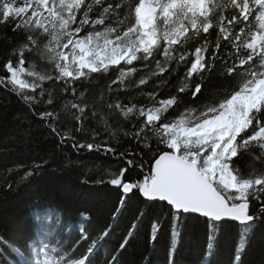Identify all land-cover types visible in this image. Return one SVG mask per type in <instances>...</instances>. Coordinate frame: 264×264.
I'll use <instances>...</instances> for the list:
<instances>
[{
  "label": "snow or ice",
  "instance_id": "snow-or-ice-1",
  "mask_svg": "<svg viewBox=\"0 0 264 264\" xmlns=\"http://www.w3.org/2000/svg\"><path fill=\"white\" fill-rule=\"evenodd\" d=\"M0 25L14 33L0 40V89L21 113L13 122L27 123L25 134L38 124L56 152L118 165L81 181L116 190L106 224L93 209L73 227L63 210L34 208L33 235L19 244L0 220L13 264H126L150 217L143 244L154 250L167 225L166 264L193 221L206 233L201 264L225 228L238 235L225 264H264V0H0ZM46 164H0V206ZM257 231L258 256L246 262ZM135 264L152 261L143 253Z\"/></svg>",
  "mask_w": 264,
  "mask_h": 264
},
{
  "label": "trees",
  "instance_id": "trees-1",
  "mask_svg": "<svg viewBox=\"0 0 264 264\" xmlns=\"http://www.w3.org/2000/svg\"><path fill=\"white\" fill-rule=\"evenodd\" d=\"M5 35L9 37L14 35L11 26L0 25V40ZM210 90L215 91V89ZM18 108L17 98L0 89V151L12 149L7 155H0V164L6 162L7 166L11 168L20 163L30 165L33 160L39 161L41 159H47L48 164L44 166L40 176L31 180L29 186H21L18 196L9 197V202L0 206V220H8L12 225L10 238L19 244H23L33 235L30 220L34 208L43 209L53 216L63 210L67 213L68 218L73 221V227L76 226L75 221L78 220L80 211L93 209V219L98 224H106L108 222L107 209L112 207L117 200L116 190L109 186L81 183V181L96 179L103 168L118 166L117 162L104 158L96 159L87 153L77 155L70 150L54 151L51 140H45V133L38 124H33L31 133L25 134L24 130L28 128V124L13 122L14 116L21 115ZM68 160L77 161L78 164L65 167ZM2 170L0 169V171ZM23 171L24 169H20L15 173V178L19 179ZM133 178L139 177L134 174ZM129 204L134 209L137 206V198L133 197ZM45 212H42L41 215H44ZM161 212L166 214L167 208L158 206L157 215ZM132 215L131 212L125 214L126 218L116 228V235L109 240L102 251V255H107L110 252L117 243L119 234L130 226ZM153 218L155 217H150L139 226L137 244L128 248L122 257L126 264H135L137 258L143 253L149 256L152 264H166L170 247L167 225H165L163 236L158 239L154 250L146 249L143 244ZM261 234V231L256 232L255 245L251 249H245L247 255L242 254V259L246 262L258 256ZM237 238L235 228H225L218 235L217 246L213 255L209 257V264H225L229 256L234 258ZM205 250L206 233L204 226L202 223L197 224L193 221L181 236L175 252L176 264H201ZM14 259H18V257L11 252L10 248L7 250L0 248V264H13Z\"/></svg>",
  "mask_w": 264,
  "mask_h": 264
}]
</instances>
